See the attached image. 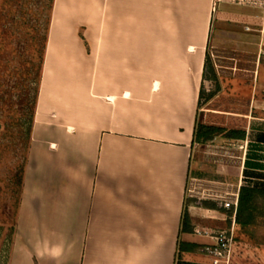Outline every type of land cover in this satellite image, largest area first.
Wrapping results in <instances>:
<instances>
[{
	"label": "crops",
	"instance_id": "1",
	"mask_svg": "<svg viewBox=\"0 0 264 264\" xmlns=\"http://www.w3.org/2000/svg\"><path fill=\"white\" fill-rule=\"evenodd\" d=\"M250 1L220 2L237 9L218 16L214 42L219 3L190 41L187 23H168L189 0H52L8 264H211L201 248L214 240L195 228L227 229L233 211L188 199L204 164L193 137L211 42L245 55L216 95L239 103L218 106L235 119L216 126L245 133L215 137L229 158L224 200L264 189V0ZM186 206L192 233L181 232ZM231 264H264V241L234 233Z\"/></svg>",
	"mask_w": 264,
	"mask_h": 264
},
{
	"label": "rangeland",
	"instance_id": "2",
	"mask_svg": "<svg viewBox=\"0 0 264 264\" xmlns=\"http://www.w3.org/2000/svg\"><path fill=\"white\" fill-rule=\"evenodd\" d=\"M215 1L189 0L183 3V7L173 2L168 23L173 26L187 23L189 40L192 41L203 32L212 7L216 8ZM217 8V12L211 14L210 23L214 42L216 26L220 23L218 16L225 9H237L225 3H219ZM51 9L52 0H0V264H8L10 257L12 228L16 226L19 208L20 173L26 165L31 142L35 119L32 107L40 90L38 77ZM179 37V34H174V41L180 40ZM207 49L221 81L218 80L219 90L210 80L204 81L207 97L198 105V120L209 125L224 122L229 126L235 116L216 114V108L226 109L232 101L227 97L216 100V95L222 91V84L229 90L228 81L240 73L245 55L231 49L213 47L212 42ZM210 93L215 94L209 98ZM238 104L234 102L231 105L239 107ZM194 149V159L200 156L204 164L201 166V176L190 177L188 184V194L193 196L198 193L199 197L189 196L188 199L197 206L211 202L218 207L226 196L222 190L230 186L227 181L230 175L219 172V166L221 171H228L221 163L225 159L224 164H227L229 158L216 154V138L195 144ZM235 227L237 240L256 244L264 241V217L257 226L241 229L236 224ZM242 245L238 244L239 249H242Z\"/></svg>",
	"mask_w": 264,
	"mask_h": 264
},
{
	"label": "trees",
	"instance_id": "3",
	"mask_svg": "<svg viewBox=\"0 0 264 264\" xmlns=\"http://www.w3.org/2000/svg\"><path fill=\"white\" fill-rule=\"evenodd\" d=\"M48 28H49V24L47 27V33H48ZM46 42H47V34H46V40L44 43L41 64H40V75L38 77L39 82L41 80L43 57H44ZM203 80L204 81L210 80L211 82L215 84L216 88L219 90L218 74L215 71V68L211 61L208 49L206 51V57H205V62H204ZM204 81L200 89L199 104L204 98L207 97L205 93V89H204ZM214 94L215 93H210L208 97L211 98ZM37 96H38V92H37ZM37 96H36V100H37ZM35 108H36V102L33 103L32 109H34L35 111ZM217 136H222L225 138H232V139H244L245 133L243 131L226 129L224 127L216 126L213 124H210V125L204 124L200 122L198 119L196 120V125L194 128V137H193L194 144L195 143H205L209 140L214 139ZM24 168L21 170V173H20V182H19L20 194H21L22 185H23ZM19 200H18V205H19ZM203 205L208 208H215V205L210 202H204ZM231 215L232 214H230V216ZM263 217H264V189H258V188L250 187L248 185L241 186L239 190L238 208L236 212V224L238 225V227L241 229L242 228L247 229L253 226H257L259 225V222ZM14 232H15V225L12 228L13 235H14ZM181 232H185V233L193 232V226L191 223V218H190V214L188 212L187 206L184 208L183 214H182ZM196 247H198V245L196 244L190 245V244L184 243L183 245H180L179 251H187V250L194 249Z\"/></svg>",
	"mask_w": 264,
	"mask_h": 264
},
{
	"label": "built area",
	"instance_id": "4",
	"mask_svg": "<svg viewBox=\"0 0 264 264\" xmlns=\"http://www.w3.org/2000/svg\"><path fill=\"white\" fill-rule=\"evenodd\" d=\"M215 4L220 2H232L239 4H248L250 0H216ZM219 208L232 210V225L227 229H209L195 228V234L200 237H206L214 240L212 243L202 246L201 251L210 260L211 264H231L232 250L234 245L235 220L238 208V197L233 201L222 200L218 203Z\"/></svg>",
	"mask_w": 264,
	"mask_h": 264
},
{
	"label": "bare ground",
	"instance_id": "5",
	"mask_svg": "<svg viewBox=\"0 0 264 264\" xmlns=\"http://www.w3.org/2000/svg\"><path fill=\"white\" fill-rule=\"evenodd\" d=\"M191 49H193V48L191 47Z\"/></svg>",
	"mask_w": 264,
	"mask_h": 264
}]
</instances>
